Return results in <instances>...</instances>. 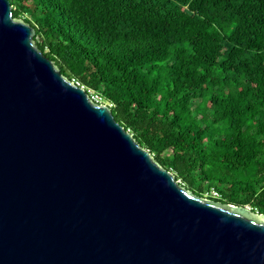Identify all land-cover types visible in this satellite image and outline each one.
I'll return each mask as SVG.
<instances>
[{
  "label": "water",
  "instance_id": "obj_1",
  "mask_svg": "<svg viewBox=\"0 0 264 264\" xmlns=\"http://www.w3.org/2000/svg\"><path fill=\"white\" fill-rule=\"evenodd\" d=\"M0 0V264H264V214L195 195Z\"/></svg>",
  "mask_w": 264,
  "mask_h": 264
},
{
  "label": "trees",
  "instance_id": "obj_2",
  "mask_svg": "<svg viewBox=\"0 0 264 264\" xmlns=\"http://www.w3.org/2000/svg\"><path fill=\"white\" fill-rule=\"evenodd\" d=\"M10 2L186 189L264 214V0Z\"/></svg>",
  "mask_w": 264,
  "mask_h": 264
},
{
  "label": "built area",
  "instance_id": "obj_3",
  "mask_svg": "<svg viewBox=\"0 0 264 264\" xmlns=\"http://www.w3.org/2000/svg\"><path fill=\"white\" fill-rule=\"evenodd\" d=\"M73 83H74V82H73ZM74 84L78 85L79 83H74ZM78 86H79V85H78ZM81 87L84 88V86H81ZM84 89H85V88H84ZM87 92H88V94H89V96H90V98H91L92 101H94V102H96V103H98V104H103L102 97H101L99 94L94 93V92H92V91H90V90H88ZM211 195H212L213 197H217V198L220 197V193H219L216 189H212V190H211Z\"/></svg>",
  "mask_w": 264,
  "mask_h": 264
},
{
  "label": "rangeland",
  "instance_id": "obj_4",
  "mask_svg": "<svg viewBox=\"0 0 264 264\" xmlns=\"http://www.w3.org/2000/svg\"><path fill=\"white\" fill-rule=\"evenodd\" d=\"M21 20H22V19H21ZM178 182H179V183H181V184L183 185V183H182V181H181V180H178Z\"/></svg>",
  "mask_w": 264,
  "mask_h": 264
}]
</instances>
